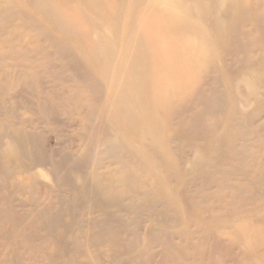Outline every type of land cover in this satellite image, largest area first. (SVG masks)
<instances>
[{
	"label": "rangeland",
	"instance_id": "1",
	"mask_svg": "<svg viewBox=\"0 0 264 264\" xmlns=\"http://www.w3.org/2000/svg\"><path fill=\"white\" fill-rule=\"evenodd\" d=\"M0 264H264V0H0Z\"/></svg>",
	"mask_w": 264,
	"mask_h": 264
}]
</instances>
